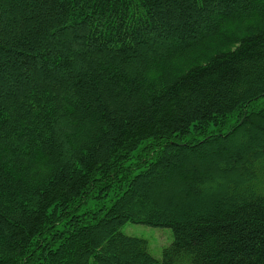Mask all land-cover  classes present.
Masks as SVG:
<instances>
[{"label":"trees","instance_id":"16d2710c","mask_svg":"<svg viewBox=\"0 0 264 264\" xmlns=\"http://www.w3.org/2000/svg\"><path fill=\"white\" fill-rule=\"evenodd\" d=\"M0 264H264V0H0Z\"/></svg>","mask_w":264,"mask_h":264},{"label":"rangeland","instance_id":"374dc122","mask_svg":"<svg viewBox=\"0 0 264 264\" xmlns=\"http://www.w3.org/2000/svg\"><path fill=\"white\" fill-rule=\"evenodd\" d=\"M96 202L97 200H91L85 208L96 207ZM121 230L126 235L145 239L148 242L150 253L157 259L162 258L164 248L174 241L173 230L170 227L126 222L122 225Z\"/></svg>","mask_w":264,"mask_h":264}]
</instances>
